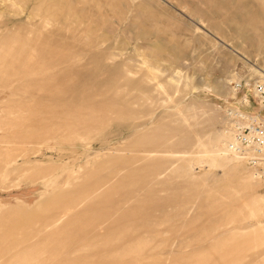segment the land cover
<instances>
[{"label":"rangeland","instance_id":"obj_1","mask_svg":"<svg viewBox=\"0 0 264 264\" xmlns=\"http://www.w3.org/2000/svg\"><path fill=\"white\" fill-rule=\"evenodd\" d=\"M236 1L0 0V264H264L226 116L253 105L227 81L264 75L239 37L264 0ZM42 49L65 67L22 65Z\"/></svg>","mask_w":264,"mask_h":264},{"label":"built area","instance_id":"obj_2","mask_svg":"<svg viewBox=\"0 0 264 264\" xmlns=\"http://www.w3.org/2000/svg\"><path fill=\"white\" fill-rule=\"evenodd\" d=\"M229 86L236 94L249 93L253 105L251 111L239 106L227 110L231 126L227 149L255 179L264 183V75L251 80L240 78L231 81Z\"/></svg>","mask_w":264,"mask_h":264},{"label":"bare ground","instance_id":"obj_3","mask_svg":"<svg viewBox=\"0 0 264 264\" xmlns=\"http://www.w3.org/2000/svg\"><path fill=\"white\" fill-rule=\"evenodd\" d=\"M6 1H8L10 3H16V2H19V1H25V0H19V1L18 0H6ZM29 1L30 2H33L34 4L37 3V4H35V6H33V10L34 11H32V13H34V14L36 13V15L37 14H40L41 16L43 15V18H46V19L47 18L49 19V17L50 18L57 17L56 15H58V13H55L54 14V13L50 12L51 5H44V7L40 5V3L43 2V1H45V0H26V2H29ZM234 2L237 3L236 0H234ZM49 3H51V0H49ZM58 4H59V6L61 8L60 10H62L64 8V6L66 8V0H58ZM249 6H250L249 5V2H247V3L246 2L239 3L238 4V9H239V7H241L242 11H243V9H247L248 10V7ZM250 12H252L253 15H254L253 16L254 17V22H255V24H257V25H255V27L258 28L259 33L257 35L251 34L250 33V29L248 28L247 24L244 23L241 26H245L246 27L245 28L246 30H242L240 32V34H239V37L245 42V44H246V46L248 48H257V46H263V48H264V23L261 26H259V21L262 20V15L259 12L254 13L251 9L248 10V13H250ZM36 15H34V16H36ZM250 25L254 26V24H252V23ZM7 42H8L7 43L8 46H9V49L8 50L9 51H12L13 50V47H12L13 44H11V41H9V40ZM154 46L157 49H159V50L165 49V45H163L162 43L160 44L159 42L156 43ZM22 57H24L23 58V64L22 65L26 66L27 69H29V68L33 69V71H35L37 68H39L40 65H44V66H47L48 67L54 61H58L59 62L58 63V66H57V69L65 67V63H66V55L65 56L62 55V56H59L58 57V55L55 53L54 50L47 51V50H43L42 49V50H38L36 52L29 51L28 53H26ZM1 58H3V57H1ZM32 75H34V72H33V74H31V76ZM238 79L239 78H236L234 80H238ZM229 83H230V80H229V82L227 81V84H229ZM16 89H19V88L17 87ZM231 90L233 91L232 88H231ZM233 93H235V91H233ZM232 97L235 98V94ZM231 109H233V108H229L227 110H231ZM15 124H16L15 127H19L20 126V122L19 123L16 122ZM230 131H231V126H230ZM219 151H220V154L223 155V156H226L228 154V152H226L225 150H219ZM99 188H100V186H94V191L97 190V189H99ZM43 226L44 227H47V226H49V224H43Z\"/></svg>","mask_w":264,"mask_h":264}]
</instances>
